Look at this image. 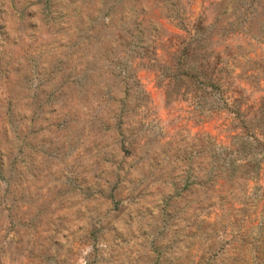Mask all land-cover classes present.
<instances>
[{
    "label": "rangeland",
    "instance_id": "rangeland-1",
    "mask_svg": "<svg viewBox=\"0 0 264 264\" xmlns=\"http://www.w3.org/2000/svg\"><path fill=\"white\" fill-rule=\"evenodd\" d=\"M0 264H264V0H0Z\"/></svg>",
    "mask_w": 264,
    "mask_h": 264
}]
</instances>
